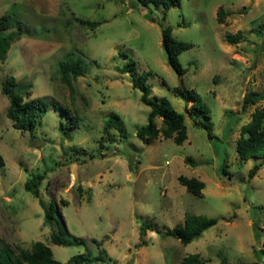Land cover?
<instances>
[{
	"label": "rangeland",
	"instance_id": "obj_1",
	"mask_svg": "<svg viewBox=\"0 0 264 264\" xmlns=\"http://www.w3.org/2000/svg\"><path fill=\"white\" fill-rule=\"evenodd\" d=\"M220 6L231 13L223 23ZM4 15L12 25L3 33L24 31L0 57V250L18 253L42 241L62 264L89 251L103 255L97 264H181L192 253H200L204 264H264V160L242 161L237 151L242 126L264 107V100L243 104L247 93L264 94V0H181L168 11L137 0H0ZM78 17L101 24L92 29ZM163 26L193 43L179 57L183 75L168 62ZM239 30L241 41L229 43L227 35ZM76 56L85 58L89 71L74 79L72 94L59 64ZM131 59L137 75L147 77L151 97L167 98L185 114L183 144L162 134L138 136L151 108L132 75L120 71ZM9 76L26 100L44 97L51 104L34 132L16 128L7 115ZM175 87L196 91L209 106L212 139L193 101ZM113 112L126 138L116 128L105 130ZM156 122L162 127V118ZM256 164L262 167L250 178ZM37 173L45 174L39 197L26 189ZM180 175L203 180V196L189 192ZM51 200L58 206L56 219L46 224L42 202ZM189 213L219 221L184 245L169 231ZM144 223L149 227L142 235ZM53 231L81 237L85 245L56 244Z\"/></svg>",
	"mask_w": 264,
	"mask_h": 264
},
{
	"label": "trees",
	"instance_id": "obj_2",
	"mask_svg": "<svg viewBox=\"0 0 264 264\" xmlns=\"http://www.w3.org/2000/svg\"><path fill=\"white\" fill-rule=\"evenodd\" d=\"M141 6H149L154 4L156 6H163L166 11L172 7L181 6V0H137ZM219 22H225V18L230 15V11H227L223 6L217 11ZM78 22L83 26H89L92 29L98 27L100 21H91L88 19L77 18ZM12 25V18L9 15L0 17V57L5 58L7 52L11 48L13 42L19 40L22 37L23 28L13 30L9 33H3L4 30L10 29ZM163 46L168 55L169 64L181 75L186 73V69L180 62V54L193 47V43L179 40L173 35L171 27H162ZM244 37L242 30L236 33H229L227 35V41L231 44H237ZM124 58H128V54L122 53ZM136 62L129 60L120 71L123 73H130L132 75V82L135 88L142 91L141 100L144 104L151 108L149 113V121L146 125L141 126L138 129V136L140 138H158L159 135H163L166 138H173L177 144H183L188 138V128L186 126V116L184 113L177 111L170 100L167 98L154 99L151 97V88L146 83V76L137 75L135 68ZM59 70L61 73L62 81L70 87L72 94L77 92L74 85V79L80 76H84L89 71V64L82 56H76L66 61H62L59 64ZM165 82V81H164ZM16 84L14 76H9L4 86V92L10 99V104L7 109V115L13 120L14 126L23 131L34 132L42 118L47 114L50 108V102L44 97H35L31 99H25L24 95L15 92L13 87ZM175 92L184 98L192 100V109L196 112H200L204 118V122L200 125L208 130V135L212 139V122H211V110L206 105L196 91L185 92L180 87H175ZM264 100V94L259 91H252L247 93L244 97V107L254 105ZM63 111L67 112L65 107ZM162 118L163 125L159 127L156 119ZM61 128L64 132H68V129L61 123ZM111 128H116L120 131V134L126 138L125 127L121 122V117L117 113H111L108 117L105 125V130L110 131ZM237 151L242 161H247L250 158H259L264 160V107H257L252 113L251 120L244 124L241 128V135L237 140ZM187 161L197 165V161L188 157ZM4 164V158L0 153V166ZM261 164H256L250 169V178L255 177L258 173ZM224 173H227L226 167L222 169ZM45 179L44 173L34 174L27 182L26 189L31 192L35 197L40 196V188L43 180ZM179 181L186 186L189 192L196 196H203V189L206 183L196 177H188L185 175L179 176ZM45 209V223L51 224L56 219V202L51 200L47 206L45 202H42ZM219 219L216 217H209L201 214H187L185 222L181 226H177L173 231H169L170 235L176 236L184 245H188L194 239L200 238L203 233L218 223ZM255 230L259 235L260 228L257 222H254ZM149 225L144 223L141 229L142 235L146 233ZM51 238L54 243L59 245L66 244H84L83 238L78 236L64 237L62 232L53 231ZM93 241L100 246L98 239ZM102 252H105L102 249ZM104 260L103 255L95 254L92 251L87 253H79L72 256L66 264H97V262ZM204 259L200 253H192L183 258L181 264H204ZM0 264H62L60 261L54 258V252L52 248L46 245L42 241H36L33 246L28 248H20L16 253L10 248H4L0 250ZM221 264H233L228 260L223 259ZM241 264H260V262H246Z\"/></svg>",
	"mask_w": 264,
	"mask_h": 264
}]
</instances>
